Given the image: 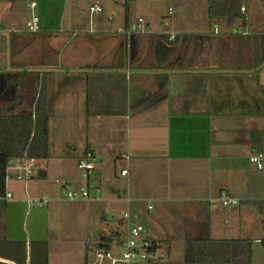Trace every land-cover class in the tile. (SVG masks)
I'll list each match as a JSON object with an SVG mask.
<instances>
[{
    "label": "crops",
    "instance_id": "1",
    "mask_svg": "<svg viewBox=\"0 0 264 264\" xmlns=\"http://www.w3.org/2000/svg\"><path fill=\"white\" fill-rule=\"evenodd\" d=\"M129 3L0 0V113L30 112L44 85L49 125V155L33 175L11 187L23 173L11 170L0 239L46 241L49 257H65L64 249L79 257L82 243L91 264H126L105 252L120 254L129 211L159 245L133 264H182L186 239L207 235L251 239L254 264L264 263L262 215L219 199L264 200V168L249 161L264 154V0H242L231 24L210 21L209 0H200L207 11L181 18L192 15L194 27L172 21L174 41L159 17L131 14ZM32 14L35 32L27 29ZM138 17L150 28L128 36ZM88 150L96 156L89 180L78 168ZM61 182L99 198L66 199Z\"/></svg>",
    "mask_w": 264,
    "mask_h": 264
},
{
    "label": "trees",
    "instance_id": "2",
    "mask_svg": "<svg viewBox=\"0 0 264 264\" xmlns=\"http://www.w3.org/2000/svg\"><path fill=\"white\" fill-rule=\"evenodd\" d=\"M241 4L242 0H209L210 21L222 18L231 24L236 15H242ZM165 38L169 41L167 36ZM48 155L47 98L45 86L41 85L30 112L0 113V196L6 193V169L11 160L44 159ZM240 204L253 208L264 218V200H246ZM158 248V243L153 241L146 261ZM253 254L254 242L251 239L196 236L186 239L181 263L254 264ZM0 264H49L48 243L33 240L28 246L25 241L0 239Z\"/></svg>",
    "mask_w": 264,
    "mask_h": 264
},
{
    "label": "built area",
    "instance_id": "3",
    "mask_svg": "<svg viewBox=\"0 0 264 264\" xmlns=\"http://www.w3.org/2000/svg\"><path fill=\"white\" fill-rule=\"evenodd\" d=\"M36 6L35 2L30 4V7L34 8ZM91 12H102L103 7L100 5H93L90 7ZM111 13L109 17H112ZM38 17L36 14H32L31 19L27 23V27L30 31L35 32L38 30ZM150 28V24L143 17L136 18L127 28V34L130 36L133 33L137 32H146ZM214 31H219L218 24L214 25ZM162 34L167 36L169 41H173L175 39V33L171 31L168 27V22H164V29ZM129 160V157H125ZM11 160L6 169V183L11 178L13 173H11L12 169H21L23 171L15 174V177L18 180H23L25 177H31L33 175V169L31 166L37 163V159H24L23 163L12 162ZM96 156L94 151L88 150L86 154L80 159L78 163V168L82 171L85 179L89 180L92 177L93 170L95 168ZM250 163L254 164L258 169L264 168V154L262 152H257L249 155ZM128 167L121 171L122 175H128ZM63 196L69 200H81V199H98L99 196L96 194H92L88 187H80V188H72L68 182H61L60 184ZM11 193L9 191L6 192L5 197L11 198ZM221 203L228 206H237L240 204V199L230 197L225 192L221 193L219 197ZM35 203L37 205H45L48 203V200H36ZM151 208V206L149 207ZM123 217L126 219L128 223V231L121 241V251L117 257H114L110 251H106L105 255L107 258L111 260H120L126 264H133L136 262H145L149 257V247L152 245V241L147 237L143 236L146 232V227L140 223L136 219H132L129 211H125L123 213Z\"/></svg>",
    "mask_w": 264,
    "mask_h": 264
},
{
    "label": "rangeland",
    "instance_id": "4",
    "mask_svg": "<svg viewBox=\"0 0 264 264\" xmlns=\"http://www.w3.org/2000/svg\"><path fill=\"white\" fill-rule=\"evenodd\" d=\"M130 4H131V8H130L131 14L139 15V14L151 13L153 16L159 17L161 19V24L163 22L162 31L164 29L165 21L168 22V27H170L171 29H174V26H172L173 24L172 21H174L177 26H180L182 28L189 29L191 27H194L195 23H192V21H190L189 19V17L192 15L188 17V20L185 19V21L181 20V18L184 17L186 14L197 13V12L200 13L201 9H205L207 11L206 5L200 4V0H132V3H129V6ZM89 5L90 3L87 5L88 10H89ZM96 13H102V12H96ZM111 13L112 12L108 13V17ZM114 14L115 13L113 12L112 17L114 16ZM33 168L34 167H32V169ZM24 179L18 180L15 177L10 180L9 182L10 186L13 187L22 184ZM75 248L77 250L76 254L80 255L79 257H73L71 255V252L67 253L66 249H64L63 252L65 253L64 254L65 257H57V256L49 257L50 263L51 264H91L92 263L93 261L92 257H85L84 244L80 243ZM52 254L53 253L50 252V256ZM157 258L158 257H154L153 259H157ZM98 262L105 263L107 261L104 259V257H102L98 259ZM117 264H123V263L118 262Z\"/></svg>",
    "mask_w": 264,
    "mask_h": 264
},
{
    "label": "water",
    "instance_id": "5",
    "mask_svg": "<svg viewBox=\"0 0 264 264\" xmlns=\"http://www.w3.org/2000/svg\"><path fill=\"white\" fill-rule=\"evenodd\" d=\"M40 70H46V69H40ZM47 70H49V69H47Z\"/></svg>",
    "mask_w": 264,
    "mask_h": 264
}]
</instances>
